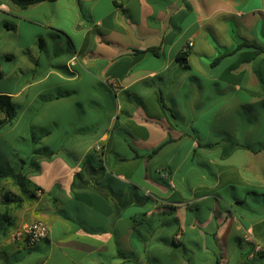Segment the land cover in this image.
Instances as JSON below:
<instances>
[{"label":"crops","instance_id":"1","mask_svg":"<svg viewBox=\"0 0 264 264\" xmlns=\"http://www.w3.org/2000/svg\"><path fill=\"white\" fill-rule=\"evenodd\" d=\"M0 6V94L52 118L30 165H0L43 190L0 213L49 237L0 264H264V0Z\"/></svg>","mask_w":264,"mask_h":264},{"label":"trees","instance_id":"2","mask_svg":"<svg viewBox=\"0 0 264 264\" xmlns=\"http://www.w3.org/2000/svg\"><path fill=\"white\" fill-rule=\"evenodd\" d=\"M14 4L19 6L22 9H26L32 5L39 4L42 2H53L56 0H11ZM242 47H253L251 45L244 44L242 46H238L234 50L238 51ZM229 53H225L221 56H219L215 61L221 60L225 56H227ZM187 56V53L184 55L182 60H185ZM2 74L0 73V78ZM19 115V108L18 106L13 102V99L11 96L7 94H0V131L3 130L8 125L12 124L14 120L17 119ZM243 147H247L249 149H254L249 144H238ZM164 145H161L154 151L153 153L157 152L159 149H161ZM103 154V153H102ZM10 182L14 188L19 192V194L13 193L12 191H6V188H4L5 182ZM5 191L4 193V199L6 204L9 206L10 204H13L15 206V209H21L24 206L25 200L27 199H33L35 195H37V192L43 190L41 188H37L36 186H33L30 180L28 179L27 175L23 170L20 171H14V170H4L0 168V192ZM21 194V195H20ZM10 211H6L5 213H0V241L6 240L9 238L10 234L14 231V221L13 218L9 215Z\"/></svg>","mask_w":264,"mask_h":264},{"label":"rangeland","instance_id":"3","mask_svg":"<svg viewBox=\"0 0 264 264\" xmlns=\"http://www.w3.org/2000/svg\"><path fill=\"white\" fill-rule=\"evenodd\" d=\"M67 48L68 47L66 45V49ZM64 54H66L65 51ZM60 115L61 120L59 125L62 129L70 124V115L65 110L61 111ZM46 120V124H35L31 122V120L29 121V118L23 121L17 117V119L14 120L12 124L1 130L0 165L6 169H8L10 166L16 169L18 166L23 164V161H26L27 165H30L35 151L40 148V146H38L35 141L37 138H41L46 135L43 132V127L50 125L52 118L48 116ZM66 135L69 134H57V137L52 142V145L57 147V145H59L65 139ZM229 135L230 134H213L212 139L216 141L222 137H229ZM238 137L240 138V136ZM4 188H6V191L16 190L10 182H5ZM2 192L4 191L0 192V196L3 194Z\"/></svg>","mask_w":264,"mask_h":264},{"label":"built area","instance_id":"4","mask_svg":"<svg viewBox=\"0 0 264 264\" xmlns=\"http://www.w3.org/2000/svg\"><path fill=\"white\" fill-rule=\"evenodd\" d=\"M3 8V6H0V10ZM193 46L194 42L190 41L185 47L184 52L188 53ZM76 59L77 57L74 58V60ZM96 149L100 154H102L104 152V145L99 144ZM38 193L41 194L42 192L39 191ZM49 233V225L45 221L36 220L24 222L10 234L8 240L11 244L23 246L25 249L30 250L42 241L46 240L49 237ZM244 238L248 242H253V254H264V243L256 241L249 232L246 233Z\"/></svg>","mask_w":264,"mask_h":264}]
</instances>
